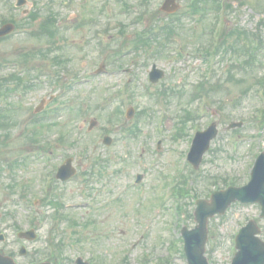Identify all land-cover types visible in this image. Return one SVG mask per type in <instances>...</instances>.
Returning <instances> with one entry per match:
<instances>
[{
	"label": "rangeland",
	"instance_id": "rangeland-1",
	"mask_svg": "<svg viewBox=\"0 0 264 264\" xmlns=\"http://www.w3.org/2000/svg\"><path fill=\"white\" fill-rule=\"evenodd\" d=\"M28 1L35 2L31 11L38 13L36 19L29 24L21 10L12 11L17 19L23 16L20 28L0 41V78L15 74L23 79L14 93L0 96V111L8 121L0 127V234L5 237L0 253L20 264L37 263L53 256L58 238L64 244L63 264H75L77 256L91 264H186L180 229L195 224L196 196L209 198L212 191L224 189V179H234L238 186L246 183L256 156L264 151V101L255 92L264 75V0H227L218 27L225 47L208 62L199 48L215 39L209 34L215 15L210 11L199 21L191 19L190 0H180L172 14L160 11L163 0H149L144 7L141 0ZM102 4L108 5L106 14ZM49 15L55 28L51 42L49 36L25 33ZM167 23L173 24L176 36L166 41L162 53L155 55V45L133 47L135 32ZM235 28L245 31L238 44ZM253 39L257 48H243ZM230 43L241 44L239 54ZM49 44L56 49L29 57L26 71L20 68L28 51L46 50ZM119 48L128 55L117 58ZM54 55L61 64L52 61ZM5 61L12 65L3 68ZM101 62L105 71L95 74ZM152 63L165 72L155 83L147 75ZM206 76H211L209 82ZM199 82L213 85L208 97L193 95ZM27 83L34 86L24 89ZM50 94L48 112L31 121L33 106ZM59 103L65 106L60 109ZM69 103L77 110L68 109ZM128 105L135 108L129 119L124 116ZM115 108L122 110L120 117ZM91 119L98 124L89 129ZM212 121L218 124V135L194 169L184 162L185 154L195 129ZM233 121L242 126L226 129ZM134 124L137 135L126 134ZM104 134L113 138L109 146L102 142ZM66 156H73L78 172L66 182L49 180L53 186L48 190L44 178H54L52 168ZM138 173L142 179L137 185ZM181 175L189 193L177 199L170 190L181 185ZM47 198L62 210L46 204ZM259 213L257 204L235 202L209 220L205 254L211 264H229L237 229L249 219L263 226ZM30 227L36 230L35 239L17 236L18 230Z\"/></svg>",
	"mask_w": 264,
	"mask_h": 264
},
{
	"label": "water",
	"instance_id": "water-1",
	"mask_svg": "<svg viewBox=\"0 0 264 264\" xmlns=\"http://www.w3.org/2000/svg\"><path fill=\"white\" fill-rule=\"evenodd\" d=\"M172 3V0H166L162 8L166 10L175 9L177 6L173 5L169 7ZM9 29V26L3 27L0 29V35L9 31ZM161 75L162 72L155 68L150 73L153 81H156ZM131 113L132 110L129 115ZM234 125L232 124L231 126ZM215 134L216 131L213 126L197 134L190 153V161L195 167L198 165L203 152L208 148L209 140ZM105 141L108 142L109 140L106 138ZM72 173L73 169L70 168L68 163L59 172V177L65 179ZM235 199H240L241 201H258L262 205L264 214V154L259 155L253 168L251 179L247 185L241 188L229 187L225 191L215 192L212 195L211 203L204 200L197 201V208L194 215L198 225L192 230L183 229L185 240L184 250L188 258V264H207L203 257L207 219L216 212L222 213L230 202ZM256 231L257 229L252 223L242 228L237 244L239 251L233 259L232 264H264V243L253 236ZM30 233H23V235L28 236ZM248 245H252L250 250H247ZM0 264H14V262L10 258L0 256Z\"/></svg>",
	"mask_w": 264,
	"mask_h": 264
}]
</instances>
